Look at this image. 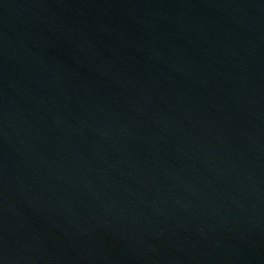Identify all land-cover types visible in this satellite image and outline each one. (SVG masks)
Returning a JSON list of instances; mask_svg holds the SVG:
<instances>
[{
  "label": "water",
  "instance_id": "95a60500",
  "mask_svg": "<svg viewBox=\"0 0 264 264\" xmlns=\"http://www.w3.org/2000/svg\"><path fill=\"white\" fill-rule=\"evenodd\" d=\"M0 264H264V0H0Z\"/></svg>",
  "mask_w": 264,
  "mask_h": 264
}]
</instances>
